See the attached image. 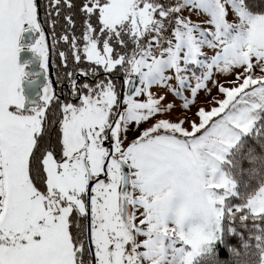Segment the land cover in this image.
<instances>
[{"label":"snow or ice","instance_id":"snow-or-ice-1","mask_svg":"<svg viewBox=\"0 0 264 264\" xmlns=\"http://www.w3.org/2000/svg\"><path fill=\"white\" fill-rule=\"evenodd\" d=\"M261 75L264 0H0V264H196L181 229L264 219L203 164L264 113Z\"/></svg>","mask_w":264,"mask_h":264},{"label":"trees","instance_id":"trees-1","mask_svg":"<svg viewBox=\"0 0 264 264\" xmlns=\"http://www.w3.org/2000/svg\"><path fill=\"white\" fill-rule=\"evenodd\" d=\"M54 72H55V68ZM56 75V72H55ZM225 172L235 182L237 195L228 199L231 205L246 204L264 184V113L248 134L235 146L225 163ZM234 240L227 245V256L220 255L223 240ZM210 255L196 264H262L264 255V220L251 216L242 220L226 217L222 240L207 251Z\"/></svg>","mask_w":264,"mask_h":264},{"label":"rangeland","instance_id":"rangeland-1","mask_svg":"<svg viewBox=\"0 0 264 264\" xmlns=\"http://www.w3.org/2000/svg\"><path fill=\"white\" fill-rule=\"evenodd\" d=\"M28 48L30 49V47H28ZM250 79H251V77H250ZM255 79L258 81H264V75L257 76ZM213 94L215 95L216 93L214 92ZM219 98L223 99L224 97L220 96ZM174 118L178 119L179 117L174 116ZM193 119H195V117H193ZM257 122H258V120L255 123H253L252 129L250 130L249 134L252 133V131L255 128V125H257ZM247 135L248 134L241 135V139L239 141L232 142V147L228 148L227 152L222 151V150H220V151L210 150L208 158L203 161V164L205 165L204 171L209 174L207 177L209 180L212 179V176H211L212 169H217V171L215 173V182H219L221 175L226 176L227 179L230 181L229 190L234 191V192L228 199L237 195V192H236V186H235L234 180L232 178H230L228 176V174L225 172V163L227 162L228 156L230 155L231 151L242 140V138H244ZM261 190H264V184H263V186H261V188L255 193V195L250 200L256 204H258L261 200H264V193H262ZM226 191H228V190H226ZM178 202L179 201H177V203ZM228 204L230 206H232L231 203H228ZM184 219L186 221L187 216H185ZM262 220H264V219H261L259 221H262ZM166 227H167V225H166ZM171 227H172L173 231H170L167 234L169 236L175 234L177 237H179L180 232L176 231L177 226L172 225ZM181 230L184 231V237L185 238H189V239L195 241L197 244L204 246L205 252L209 251L212 248V247L209 248V246H207V241L209 239V235L204 230V228L201 227L200 225H192L189 228L181 229ZM219 242L214 243V245L219 243ZM189 250H190V248H189ZM262 259H263L262 264H264V255H263ZM197 262H198V260L196 261V263Z\"/></svg>","mask_w":264,"mask_h":264},{"label":"water","instance_id":"water-1","mask_svg":"<svg viewBox=\"0 0 264 264\" xmlns=\"http://www.w3.org/2000/svg\"><path fill=\"white\" fill-rule=\"evenodd\" d=\"M38 38L35 34L32 35H25V38L22 40L23 44L25 45V49L20 53L19 62L22 65L29 64L30 68L33 72L40 71V60L38 56L28 48V45L34 42V40ZM51 75L55 77L54 69L51 70ZM46 81L43 75L38 80L35 85H24V95L26 96L27 100L30 102L38 103L42 96L43 86L45 85Z\"/></svg>","mask_w":264,"mask_h":264},{"label":"crops","instance_id":"crops-1","mask_svg":"<svg viewBox=\"0 0 264 264\" xmlns=\"http://www.w3.org/2000/svg\"><path fill=\"white\" fill-rule=\"evenodd\" d=\"M22 44H23V42H22ZM24 45V44H23ZM25 48V47H24Z\"/></svg>","mask_w":264,"mask_h":264},{"label":"flooded vegetation","instance_id":"flooded-vegetation-1","mask_svg":"<svg viewBox=\"0 0 264 264\" xmlns=\"http://www.w3.org/2000/svg\"><path fill=\"white\" fill-rule=\"evenodd\" d=\"M25 49V48H24ZM30 67V66H29ZM54 74H55V72H54Z\"/></svg>","mask_w":264,"mask_h":264}]
</instances>
